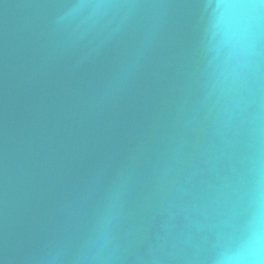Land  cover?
<instances>
[{"label": "water", "instance_id": "95a60500", "mask_svg": "<svg viewBox=\"0 0 264 264\" xmlns=\"http://www.w3.org/2000/svg\"><path fill=\"white\" fill-rule=\"evenodd\" d=\"M0 264H264V0H0Z\"/></svg>", "mask_w": 264, "mask_h": 264}]
</instances>
